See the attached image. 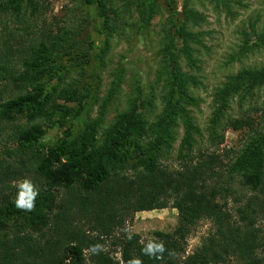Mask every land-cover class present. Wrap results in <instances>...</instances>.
Listing matches in <instances>:
<instances>
[{
  "label": "trees",
  "instance_id": "1",
  "mask_svg": "<svg viewBox=\"0 0 264 264\" xmlns=\"http://www.w3.org/2000/svg\"><path fill=\"white\" fill-rule=\"evenodd\" d=\"M24 1L8 0L0 3V7L4 12L14 10L19 17ZM29 1L34 6V15L38 9L46 8L43 0H36L37 4ZM97 3L103 20L101 27L107 37L111 38L109 34L114 32H124L127 25L122 29L108 25L111 17L105 11L107 1L97 0ZM142 14L148 22L151 14L146 10ZM71 23L74 18L63 24L57 21L56 30H42L41 37L32 38L16 51H9L7 57L0 53V83L9 79L18 89L5 101L0 89V135L5 134L2 122H14L13 139L18 143L17 149L7 153L9 159H0V232L5 234L0 238V264H118L104 252V238L114 236L125 216L132 211L166 208L170 203L179 212L174 232H158L161 240L152 244L142 243L136 233H125L116 243L122 247L124 264H264V258L260 256L264 241L258 235L261 230L257 226L258 214L264 213V130L248 113L225 118V130H245L248 134V141L240 151H234L228 165L217 151L193 153L194 127L186 120L183 145L190 156L184 157L180 152L179 157L184 162L179 168L164 165L161 162L163 155H158L143 169L125 175L109 167L110 161L116 158L118 162H124L119 151L126 141L138 131L144 134L147 127H153L148 124L142 109L140 111L146 103V95L139 82L135 85L136 97L129 98L133 108L117 115L108 128L106 143L96 146L97 140H92L87 145L69 149V154L55 149H31L32 142L38 139L36 133L41 130L33 122L50 113L47 104L55 98L52 93L40 97L36 88L28 87L29 83L57 69L54 63L58 58L61 62L65 58L68 63L75 62L85 56L92 45L89 36L78 40L82 29ZM170 35L163 51L162 72L170 75L163 98L168 101L167 108L173 110L174 117L184 116L181 99L190 98L187 82L192 78L180 66V51L187 48L179 49L177 39L187 43L194 36L186 25H175ZM108 50L109 46L98 49L94 59L90 60L92 70L97 71L106 63ZM14 57L21 59L25 72L19 74L13 68H7ZM47 67L50 68L47 70ZM119 68L114 72L109 98L123 92L125 71L123 67ZM230 79L220 92L219 114L224 113L233 94L244 88L253 90L264 85V70H244ZM3 86L4 91H8L7 85ZM72 100L75 97L68 98V101ZM65 108V117L81 114V111ZM103 115L104 111H101V121ZM20 117L27 118V123L19 125ZM215 178L223 179V184ZM235 179L243 188L258 194L254 196L258 203L248 200L237 207L239 225L231 221L230 213L224 210L229 196L240 201L237 197L240 195L231 187ZM16 180L30 182L32 190L37 192L32 210L16 206L21 195H28L23 184H13ZM202 217L215 222V231L203 239L196 251L179 261L185 252L187 237ZM35 233H40V237ZM161 243L165 248L163 253L149 252L150 245ZM86 250L92 251L89 258L85 255Z\"/></svg>",
  "mask_w": 264,
  "mask_h": 264
},
{
  "label": "rangeland",
  "instance_id": "2",
  "mask_svg": "<svg viewBox=\"0 0 264 264\" xmlns=\"http://www.w3.org/2000/svg\"><path fill=\"white\" fill-rule=\"evenodd\" d=\"M6 1L0 0V3ZM32 1L37 4L36 0ZM104 1H107L105 11L111 17L108 25H114V29L116 25L120 29L127 25L124 32L109 34L111 38L102 30L103 20L98 13L97 0H43L46 8L38 9L35 15L34 6L25 0L19 17L14 10L4 12L0 7V53L5 57L9 51L27 45L32 38L41 37L42 30H56L57 21L63 24L70 18H74L71 25H80L82 29L78 40L89 36L92 41L85 56L69 63L66 58L62 62L58 58L54 63L57 69L29 83L28 87L36 88L40 97L52 93L55 98L47 104L50 113L33 122L41 130L36 133L38 139L32 142L31 149H55L69 154V149L71 151L81 144L87 145L92 140H97L96 146L106 143L108 128L115 122L117 115L133 108L129 98L136 97L135 89L140 82L146 95V103L140 111L142 109L148 124L153 127H147L144 134L138 131L131 136L119 151L123 154L124 162L113 158L109 167L122 174L133 175L146 167L149 160L163 155L161 162L164 165L179 168L184 162L179 157L180 152L184 157L190 156L183 145L186 120L194 127L193 153L217 151L222 155L224 164L228 165L234 151H240L248 141L247 131L224 129L228 115L236 117L248 113L259 121L264 130V85L253 90L241 89L229 97L224 113H218L220 92L230 83L232 76L244 70H264V0ZM143 10L151 14L148 22L142 14ZM175 25H186L194 39L187 43L177 39L179 49L187 48L186 51H180V66L192 79L187 82L190 98L181 99L184 116L174 117L173 110L167 108L168 101L163 98L170 75L162 72V68L165 42ZM10 33H13L12 37ZM107 46L109 56L106 63L97 71L92 70L89 67L90 60L94 59L100 47ZM20 63L21 59L14 57L7 68L23 73L26 69ZM119 67L125 71L123 92L109 98L114 72ZM3 85H7L8 91H4ZM0 89L3 101L13 97L15 89L18 90L9 79L0 83ZM70 97H75V100L68 101ZM65 107L81 111L80 116L70 114L65 117ZM101 111H104L102 121ZM2 123L5 134L0 135V159L5 160L9 159V150L17 149L18 143L13 139L15 123ZM17 123L26 124L27 118L20 117ZM13 153L15 157L16 153ZM215 181L223 184V179L218 181L215 178ZM24 182L16 180L13 184L20 186ZM224 185L227 186V183ZM231 187L240 195L237 196L240 201L232 198L233 195L229 196L224 210L230 213L231 221L239 225L237 207L248 200L258 203V199L254 198L258 194L243 188L236 179ZM257 218V226L261 230L258 235L264 241V213L260 212ZM178 220V209L172 203L166 208L132 211L125 216L123 225L117 228L114 236L104 238V252L110 254L118 264H124L122 247L116 244L121 236L136 233L144 244L157 243L161 240L157 233H173ZM215 229L214 221L202 217L187 237L185 252L178 260L182 261L196 251L203 239ZM34 235L40 237V233ZM3 236L5 234L0 232V238ZM91 253V250H86V257L89 258ZM260 256L264 258V244Z\"/></svg>",
  "mask_w": 264,
  "mask_h": 264
},
{
  "label": "clouds",
  "instance_id": "3",
  "mask_svg": "<svg viewBox=\"0 0 264 264\" xmlns=\"http://www.w3.org/2000/svg\"><path fill=\"white\" fill-rule=\"evenodd\" d=\"M22 187L28 191V195L26 197L24 195H21V197L17 199L16 206L18 208L32 210L34 208V200L37 192L32 190V185L28 181H25ZM155 251L163 253L165 251L164 245L162 243L155 246L150 245L149 252Z\"/></svg>",
  "mask_w": 264,
  "mask_h": 264
}]
</instances>
